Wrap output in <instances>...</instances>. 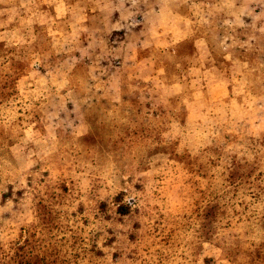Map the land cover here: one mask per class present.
<instances>
[{
	"label": "rangeland",
	"instance_id": "1",
	"mask_svg": "<svg viewBox=\"0 0 264 264\" xmlns=\"http://www.w3.org/2000/svg\"><path fill=\"white\" fill-rule=\"evenodd\" d=\"M46 44L0 43V264H264V132L140 73L114 101Z\"/></svg>",
	"mask_w": 264,
	"mask_h": 264
},
{
	"label": "crops",
	"instance_id": "2",
	"mask_svg": "<svg viewBox=\"0 0 264 264\" xmlns=\"http://www.w3.org/2000/svg\"><path fill=\"white\" fill-rule=\"evenodd\" d=\"M42 39L114 101L140 73L156 99L185 101L191 126L264 132V60L245 57L264 52V0H0V43Z\"/></svg>",
	"mask_w": 264,
	"mask_h": 264
}]
</instances>
